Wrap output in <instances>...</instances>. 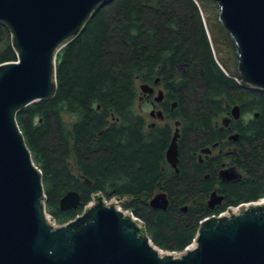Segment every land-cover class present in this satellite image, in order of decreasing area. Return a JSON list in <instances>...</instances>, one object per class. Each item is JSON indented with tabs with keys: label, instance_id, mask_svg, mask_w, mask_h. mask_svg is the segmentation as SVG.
<instances>
[{
	"label": "trees",
	"instance_id": "16d2710c",
	"mask_svg": "<svg viewBox=\"0 0 264 264\" xmlns=\"http://www.w3.org/2000/svg\"><path fill=\"white\" fill-rule=\"evenodd\" d=\"M11 59L10 34L0 23V62ZM55 68L54 95L25 105L16 121L56 223L80 213L94 191L106 198L133 193L122 206L143 220L152 242L181 250L203 217L264 195V91L220 68L194 0H108L59 49ZM154 76L176 102L169 113L183 128L177 173L165 158L171 126L148 127L136 106L139 83ZM233 104L240 112L231 126L238 134L233 156L243 175L219 182L223 201L210 208L205 199L215 181L202 178L189 152L219 138L214 122ZM157 188L167 193L164 209L148 202ZM71 189L80 201L62 209L59 199Z\"/></svg>",
	"mask_w": 264,
	"mask_h": 264
},
{
	"label": "water",
	"instance_id": "95a60500",
	"mask_svg": "<svg viewBox=\"0 0 264 264\" xmlns=\"http://www.w3.org/2000/svg\"><path fill=\"white\" fill-rule=\"evenodd\" d=\"M106 1L0 0V23L9 31L16 54V59L0 62V264H264L260 200L243 202L237 211L228 207L226 213L203 217L191 244L176 253L161 252L143 220L122 206L133 193L106 200L94 191L80 213L64 223H52L53 216L45 209L41 171L16 113L32 101L54 95L57 52ZM194 1L220 68L240 85L264 91V0ZM139 87L152 90L147 83ZM231 113L239 116L237 104ZM177 124L165 151L176 170ZM239 176L232 168L220 173L224 180ZM222 198L213 189L207 204L212 207ZM79 201L78 191L71 189L60 197L59 205L67 209ZM148 202L166 208V191L154 193Z\"/></svg>",
	"mask_w": 264,
	"mask_h": 264
},
{
	"label": "flooded vegetation",
	"instance_id": "af4514ba",
	"mask_svg": "<svg viewBox=\"0 0 264 264\" xmlns=\"http://www.w3.org/2000/svg\"><path fill=\"white\" fill-rule=\"evenodd\" d=\"M181 67V66H180ZM182 71H183V67ZM152 87L151 91H143L139 87L138 92V101L139 103H148L150 108L148 110V114L153 117V119L156 121L157 119L162 121V123H157L155 121H149L146 116V125L148 127L155 126L157 124H166L168 123L171 126V136L175 129V122L178 121V137H177V146H178V162L177 167L178 170H176L174 167H172L170 164V167L173 169L174 172H179V162H180V152H179V142L182 139L183 136V128L181 124V120L178 117H172L171 112L173 107L176 105V102L174 100L167 101V89L165 88L164 84L161 82L159 76H154L152 80L147 82ZM158 90H161V95L159 96ZM158 97V98H157ZM168 105V111L165 107ZM234 105V104H233ZM232 105V106H233ZM232 106L226 110L224 114H222L220 117H218L214 122L215 130L218 131L216 135H218L219 138L212 139L211 142L204 143L201 146H199L197 149L193 150L191 149L189 154L195 162L202 167V178H213L214 184L212 188L209 190L208 196L206 197V202L208 200L210 192L215 189L217 193L222 194L219 191V182H229L234 181L238 178H241L243 175V171L240 168V166L237 164L236 158L233 156V154L236 153V146L234 144V141H236L237 137H233L234 133H237L235 129H231L232 122H234L238 117H234L231 113ZM157 110L161 111V114L157 113ZM144 114V113H143ZM157 120V121H158ZM238 135V134H237ZM221 137V138H220ZM171 139V138H170ZM206 148V149H203ZM166 158V157H165ZM232 168L236 172L240 174L239 177L234 179H221L220 173L224 169ZM160 190H163L161 188H157L154 192H158ZM165 191V190H164ZM223 195V194H222ZM223 201V198L221 202ZM215 203L212 207L214 208L217 204Z\"/></svg>",
	"mask_w": 264,
	"mask_h": 264
},
{
	"label": "rangeland",
	"instance_id": "374dc122",
	"mask_svg": "<svg viewBox=\"0 0 264 264\" xmlns=\"http://www.w3.org/2000/svg\"><path fill=\"white\" fill-rule=\"evenodd\" d=\"M140 84V83H139ZM136 106H137V108L142 112V113H144V115L146 116V118L149 120V121H155L154 119H153V117H151L149 114H148V110H149V108H150V106H149V104L148 103H144V102H142V103H139V101H138V99H137V101H136ZM158 120V119H157ZM155 121V122H157V123H162V121H160V120H158V121ZM111 197H105V199L106 200H109ZM257 200H264V195L263 196H261L259 199H257ZM257 200H254V201H257ZM248 201H246L245 203H247ZM241 203H243V202H240L239 204H241ZM239 204H237V205H233V206H229V208L230 209H232V210H234V211H237V208H238V205ZM227 212V209L225 210V213ZM212 214H215V213H212ZM217 215V214H216ZM57 224V223H56ZM193 239V238H192ZM192 242V241H191ZM191 242L189 243V244H187L186 246H188V245H190L191 244ZM157 246V245H156ZM185 246V247H186ZM159 247V246H158ZM184 247V248H185ZM160 248V247H159ZM183 248V249H184ZM161 249V252H164V251H167L168 249H164V248H160ZM182 250V249H181ZM168 251H173V252H178V251H180V250H168Z\"/></svg>",
	"mask_w": 264,
	"mask_h": 264
},
{
	"label": "built area",
	"instance_id": "2783aa9c",
	"mask_svg": "<svg viewBox=\"0 0 264 264\" xmlns=\"http://www.w3.org/2000/svg\"><path fill=\"white\" fill-rule=\"evenodd\" d=\"M226 210V209H225ZM225 210H223V211H221V212H219V213H217V214H222V213H225ZM52 223L54 224V225H56V222L54 221V220H52ZM58 224V223H57Z\"/></svg>",
	"mask_w": 264,
	"mask_h": 264
},
{
	"label": "bare ground",
	"instance_id": "6f19581e",
	"mask_svg": "<svg viewBox=\"0 0 264 264\" xmlns=\"http://www.w3.org/2000/svg\"><path fill=\"white\" fill-rule=\"evenodd\" d=\"M218 64V63H217ZM262 202L264 201V200H261Z\"/></svg>",
	"mask_w": 264,
	"mask_h": 264
}]
</instances>
